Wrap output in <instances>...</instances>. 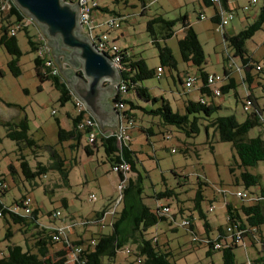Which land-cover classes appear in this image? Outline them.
<instances>
[{
  "label": "rangeland",
  "instance_id": "rangeland-1",
  "mask_svg": "<svg viewBox=\"0 0 264 264\" xmlns=\"http://www.w3.org/2000/svg\"><path fill=\"white\" fill-rule=\"evenodd\" d=\"M98 1L100 7L108 9L101 10L98 19L104 21L112 13L123 16L122 27L112 30L110 39H117L116 44L119 47L128 48L130 53L135 54L136 59L143 58L150 69L156 70L154 77L143 81V85L150 89L152 96L163 97L169 101L173 110L183 107L181 106L183 100L199 99L200 81L192 88L182 83L186 81L185 77L188 73L196 76L199 75V71L196 66L182 59L178 45V40L183 37L181 21H176L174 27L177 31L176 35L160 41L162 46L167 45L171 48L177 67L162 63L159 48L153 42L146 26L150 19L158 15L172 20L187 15L205 52V70L223 75L224 70L228 69L232 71L231 75L238 82L236 90L231 89L215 97L218 103H222V108L215 115H235L240 121L246 119L247 113L243 109L245 87L237 70L243 65L242 60L234 55L233 47L224 40L219 24L212 21L211 17L216 11L213 5H207L204 0ZM249 2V0H230L229 7L234 18H230L229 11L225 12L226 18L229 19L225 28L228 34H237L256 18L262 2L258 0L256 4L250 5L248 11H244L243 7ZM5 5L7 12L9 4L6 2ZM1 7L0 2V9ZM200 13L204 15L202 19H199ZM101 28L97 27L96 31H101ZM29 30L31 35H35L39 28L35 23H31ZM17 37L22 51L19 58L22 74L19 77L14 76L8 66L12 56L0 45V177L9 185L6 192L0 188V200L5 205L11 206L23 196L29 197L32 209L40 208L39 222L48 227L59 228L65 233L59 245L51 249L50 258L54 262L73 264L74 260L69 259L67 244L82 237L87 240L99 237L101 232L98 222L94 219L95 215L103 208H108L110 212L113 210L120 194L118 189L120 178L112 169V164L106 160L100 140L98 147L92 145L93 155H88L84 149L85 145H89L86 135L77 150L69 146L72 140H59L58 129L63 123H59L57 118L65 121L67 112L77 115L78 109L73 100L61 104L59 91L51 81H40L35 71L36 53L31 50L25 30H20ZM246 48L254 59L263 58L264 28L246 42ZM158 67L163 69L161 76L157 73ZM255 93L259 96L260 102L264 103V97H261L263 94L258 87H255ZM137 100L143 107L153 106L152 103L138 98ZM6 103L13 105L9 106ZM126 107L130 109V105L127 104ZM131 112L135 115L138 124L154 129V133L149 134L142 131L134 132L132 129L134 127L131 128L130 143L132 149L136 151L137 169L143 177L144 203L155 207L158 202L157 193L166 189H172L176 193L159 200L169 202L172 213H177L174 225L168 220L159 221L156 226L149 229L150 235L155 236L163 248L171 251L170 259L173 264H223L222 251L208 255L209 247L193 242L194 234L190 229L182 226V222L185 218L191 219L194 231L200 237L206 235L207 220L211 225V232L217 234L221 226L227 225L226 202L241 204L247 201V198L239 197L238 191L247 193L248 197H251L256 190L254 186L246 188L243 184L240 160L232 143L221 141L212 127L206 128L204 120L200 124L199 134L188 137L175 126L160 127L159 118L150 116L139 108H133ZM25 114L29 120L31 137L36 142L35 146L19 144L7 136L8 127L3 121L19 119ZM260 133L264 135V125L253 128L249 132V137ZM185 145L189 146L188 151L184 150ZM54 150L66 159L69 184H66L60 173L51 167L55 162L52 156ZM22 155L32 168H36L41 162L49 169L35 179L26 178L21 167ZM12 165L16 172H13ZM248 170L261 175L264 187V161L259 162L255 167H249ZM129 176L135 178L137 174L130 173ZM200 180L205 182L202 184L204 199L201 201V206L206 219L200 216L193 200L200 187ZM91 195H95L96 198L92 199ZM181 206L184 208L183 213L179 212ZM210 206L214 209L210 210ZM122 207L121 202L116 210L120 211ZM56 211L60 212L58 217L53 218L49 215ZM19 212L27 215L24 207H20ZM104 220L102 233L107 234L112 231V214L108 213ZM70 224L74 225L69 227ZM20 228L21 225L15 224L9 214L0 216V258L8 253L10 244L16 243L26 247V236ZM9 229L12 235L8 237ZM32 243L33 241H30L29 245ZM134 248L133 242H127L114 260L105 256L104 264H130L135 256L128 253V250ZM258 250L260 246L256 248L249 244L236 247L237 261L249 264V260L258 256ZM59 252L66 254L61 256Z\"/></svg>",
  "mask_w": 264,
  "mask_h": 264
},
{
  "label": "trees",
  "instance_id": "trees-1",
  "mask_svg": "<svg viewBox=\"0 0 264 264\" xmlns=\"http://www.w3.org/2000/svg\"><path fill=\"white\" fill-rule=\"evenodd\" d=\"M7 1L10 4L9 10L4 12L0 9V45L12 56L8 62L10 71L16 77L22 74L19 65V58L22 55V51L19 46L17 33L20 30H25L31 50L36 53L34 59L35 71L40 81H51L53 86L59 91V100L62 105L70 100L74 102V93L62 73L53 75L46 69L44 58L38 51L39 42L36 41L37 37L42 35V33L39 30L35 35L30 34L29 27L34 22L31 21L30 24L21 28L15 35L10 34V28L13 24L23 21L27 16L12 0ZM220 1L223 8L226 10L230 9L229 0ZM0 2L3 4L4 0H0ZM204 2L209 6L213 5L215 7L216 11L211 19L220 25L222 14L217 5L212 0H204ZM261 2L260 10L253 22L247 24L237 34L230 35L225 30L223 32L224 40L226 42L228 41L229 45L233 47L235 51L234 55L240 57L243 64L240 67L241 81L245 87L243 109L247 113L244 121L238 120L235 115H215L222 108V103L217 102L213 90L208 84V75L210 72L204 68V64L206 63L205 52L197 32L191 25L187 15L181 16L176 20L167 19L162 15H158L150 19L146 26L153 42L159 48L162 63L177 67V62L171 48L167 45L162 46L160 41L167 40L176 35L177 31L174 29L176 21L179 20L183 23L182 31L184 32V36L178 40L181 56L184 61L197 67L199 71V75H196L197 82L200 81V86L198 87L199 99L187 100L183 109L173 110L169 101L165 98L152 96L150 89L143 85V81L154 77L156 70L150 69L143 58L136 59L135 54L130 53L128 48L120 47L119 51L121 75L119 85L123 84L126 90L119 91L115 97V101L118 103L123 102L125 106L127 104L130 105V109L125 107L123 112L127 117L133 119V127L140 126L142 132L154 133L153 127L148 128L142 124L137 125L135 115L131 112L133 108H139L144 113L159 118L158 124L160 127L167 128V126H175L188 137L199 134L200 124L204 120L206 122V128L212 127L221 141L232 143V147L240 160L239 167L242 169L241 179L243 184L246 188L252 186L256 188L252 196L241 204H235L231 201L226 202L227 225L225 227L221 226L217 234L211 232V225L206 220V235L198 237L194 231L192 220L188 218L184 219L190 220L189 225L182 224V226L192 231L194 234L192 241L200 245L204 244L208 246V255H212L216 251H222L223 264H246L239 263L235 254V248L245 246L246 243L256 248L260 246L258 256L249 260V264H264V187L262 185L261 175L248 170L249 167H255L259 162L264 161V135L260 133L257 136L249 137V132L253 128L264 125L262 121V117L264 116V103L260 102L259 96L255 93V87H258L263 94L261 97H264V69L260 71L256 70L255 63L258 60L254 59L246 48V42L264 28V0H261ZM106 9L105 7H100V10ZM202 15L203 13L199 14V19H202ZM231 72L228 69L224 70V82L220 87L222 94L229 92L231 89L236 90L238 86V82L235 77L231 76ZM189 75L188 73L185 79ZM182 83L184 82L182 81ZM131 93H133L132 96ZM236 96H238V93H236ZM137 98L152 103L153 106L151 108L143 107ZM203 98H205L204 101H202ZM248 100L251 102V105L249 110H246L245 106ZM6 104L9 106L13 105L11 103ZM80 119L81 116L75 114L73 117V127L70 130L59 125L58 135L60 141L72 140L75 142V147L82 145V138L87 132L79 129L78 123ZM57 120L60 123L58 118ZM3 123L8 127L7 136L9 138L22 145L25 143L29 146L36 145L35 140L30 134L29 120L26 114L19 119L6 120ZM99 140L104 148L106 160L112 164V167L115 164L127 162L130 165L129 174L136 173L137 177L133 178L128 174L121 201L123 207L120 211L115 210L112 216V231L110 233H100L99 237H92L89 240L80 238L71 241L69 243L70 245L67 244L70 247L69 252L73 251L75 247H82L81 252L77 255L73 264H104L103 258L105 256L110 260H114L118 252L122 250L127 242H133L135 244L134 249L128 250V253L135 256L134 261L130 262V264H173L170 259L171 251L163 248L157 238L150 235L149 229L156 226L162 220H168L174 225L177 219V213H172L169 202H161L159 200L168 198L176 193L172 189H166L156 194L158 202L155 207L146 205L142 198L143 177L137 169L136 151L132 149L130 139L127 142H120L115 135H108L106 129L101 128V134L98 138L94 142H89V145L84 146L88 155L94 154L93 146L98 147ZM188 149L189 146L185 145L184 150L188 151ZM52 156L55 162L51 167L60 173L66 184H69V169L66 166V159L62 158L56 150L53 151ZM21 167L24 175L28 179H35L37 176H42L49 169L41 162L38 163L36 168H32L24 155L21 156ZM11 168L13 172H16L13 165ZM232 171H234V168H232ZM118 175L120 180L124 179L122 172H119ZM199 183L200 187L193 200H195V207L199 209L200 216L206 219V215L201 206V201L204 199L202 184H205V182L200 180ZM0 188L5 192L9 189L6 180L1 177ZM25 197L23 196L21 200H17L11 206L5 205L0 200V212L2 215L9 214L15 224L21 225L20 230L26 236V247L16 243L8 245V253L0 258V264H66L61 261L54 262L50 258L51 249L55 244L63 240V238H59L60 240L54 238L56 235L58 236L60 232L59 228L41 224L39 222L40 211L38 208L32 209L31 213H26L27 215H22L19 212V208L24 207L23 200ZM248 199L251 201H248ZM64 202H66L65 199ZM14 207L18 208L17 212L12 210ZM211 208L214 209L213 206H210V210ZM183 211L184 208L181 206L179 212L183 213ZM106 212L107 209L105 208L98 213V216L94 218L95 221L101 222ZM52 213H49L51 217H53ZM228 226H232V232L227 231ZM238 232L241 237L240 242H236L234 239V234L236 235ZM11 235L12 231L9 229L8 237ZM92 239L96 240L95 245L91 244L90 241ZM30 241H33L31 245H29ZM217 242L221 243L220 248H215ZM59 254L64 256L66 253L59 252Z\"/></svg>",
  "mask_w": 264,
  "mask_h": 264
},
{
  "label": "water",
  "instance_id": "water-1",
  "mask_svg": "<svg viewBox=\"0 0 264 264\" xmlns=\"http://www.w3.org/2000/svg\"><path fill=\"white\" fill-rule=\"evenodd\" d=\"M12 1L47 39L58 72L75 95L84 101L100 130H117L120 114L112 98L119 92L120 70L83 32L79 4L63 0Z\"/></svg>",
  "mask_w": 264,
  "mask_h": 264
},
{
  "label": "built area",
  "instance_id": "built-area-1",
  "mask_svg": "<svg viewBox=\"0 0 264 264\" xmlns=\"http://www.w3.org/2000/svg\"><path fill=\"white\" fill-rule=\"evenodd\" d=\"M67 3H71V4H75L78 3L79 4V8H80V23L82 26V30L84 33H86L90 39L92 40V42H94L95 46L98 48V50L108 54L113 62L115 63V65L119 68L120 70V56H119V51H120V47L110 38V34L112 30L118 29L120 27H122V22H123V16L116 14V13H112V15L107 18L106 20L102 21L101 18H97L100 15V6H99V1L98 0H63ZM214 4L217 5L219 11L222 14V20L220 23V28L222 29V31L224 32L226 26L229 23V19L226 18L225 16V12L229 11L230 12V18L233 19L234 18V14L232 12V10H226L225 8H223V6L221 5V1L220 0H212ZM249 4L245 5L243 7L244 11H248L250 8L251 4H256L258 2V0H249ZM9 2L7 0H4V3L2 4L1 9L6 12V5L5 3ZM10 8V4L8 5L7 11ZM204 15H202L203 18ZM31 19L30 18H25L23 21L21 22H17L14 23L13 26L10 28V34L11 35H15L21 28H23L24 26L28 25L31 23ZM97 27H102L101 31H96ZM37 42H39V46H38V51L39 54L44 58V64L47 67L46 69L49 70L50 74L56 75L59 74L58 72V67L57 65H55V63L53 62V58L51 55V48L47 45V39L44 37V35H40L39 37H37L36 39ZM256 66V70L260 71L264 69V56L263 58H261L260 60H258L255 63ZM238 72L240 73L241 76V68L238 67ZM163 72L162 68H158L157 69V73L159 76H161V73ZM197 82V77L195 75H189L186 78V81L184 82L185 85L189 88H192ZM224 82V77L221 74L218 73H209L208 75V84L209 86L212 88L213 90V94L215 97H219L222 95V91H221V85ZM120 84V83H119ZM117 84V87L119 89V91H125L126 87L122 84L119 85ZM74 93V92H73ZM205 98L202 99V101H204ZM74 103L76 108L78 109V115L81 116V119L78 123L79 129L82 131H86L87 134V138L89 140V142H94L98 136L101 134V130L99 128V124L97 122V120L94 118V116L92 115L91 112H89V110L87 109L84 101H81L79 99V97H77L74 93ZM251 105V102L248 100L246 102V106L245 109L249 110V107ZM125 104L123 102H116V108L119 111V128L117 130H111V131H106V133L109 134H113L117 137V139L120 142H127L130 139V134L129 131L130 129L134 126V121L132 118H129L125 115V113L123 112V110H125ZM53 113H55V111H53ZM262 121L264 122V116L262 117ZM175 151V150H173ZM112 169L119 173L122 172L124 174V179L120 180V184L118 185V189H119V196L115 202V205L113 207V210L107 211L104 215V217L102 218L101 221L104 220L105 216L108 213H111L112 216L115 213L116 207L118 204L121 203L122 198H123V190L126 186V182H127V177L129 174V170H130V165L127 162H121L118 164H115ZM237 195L239 197L242 198H250L248 197L247 193H243L238 191ZM92 199H95L96 196L95 195H91ZM23 205L25 207V211L26 213H31L32 212V207H31V199L29 197H25V199L23 200ZM213 208H211L212 210ZM13 211L17 212L18 208L14 207L12 209ZM167 210V208H166ZM60 215L59 211L53 212L52 216L53 217H58ZM0 216H2V213L0 212ZM183 225H189L190 224V220H184L182 222ZM74 224H70L69 227L73 226ZM59 234L58 236L56 235L54 238H57L58 240H60L59 238H64L63 235H65L64 231L59 229ZM228 232H232L233 228L232 226H228L227 228ZM67 237V236H66ZM66 239V238H65ZM234 239L236 242H240V234L239 232L236 233V235L234 234ZM193 240H195V238H193ZM92 245L96 244V240L92 239L91 241ZM70 245V244H69ZM69 245L67 246L69 249ZM248 245L247 243L245 244V246ZM221 247V243L217 242L215 244V248H220ZM82 247L78 246L75 247V249L73 251L69 252V259L75 260L77 258V255L81 252Z\"/></svg>",
  "mask_w": 264,
  "mask_h": 264
},
{
  "label": "crops",
  "instance_id": "crops-1",
  "mask_svg": "<svg viewBox=\"0 0 264 264\" xmlns=\"http://www.w3.org/2000/svg\"><path fill=\"white\" fill-rule=\"evenodd\" d=\"M229 2H230V0H229ZM108 9H106V10H102V11H107ZM100 15V14H99ZM123 23V22H122ZM182 30V29H181ZM183 32V31H182ZM121 34L123 35L124 33H123V31H121ZM183 36H184V32H183ZM113 41H117V39H114ZM66 66V65H65ZM159 68V67H158ZM157 68V69H158ZM231 76H233V75H231ZM234 77V76H233ZM112 99H115V98H112ZM190 99V98H189ZM188 99V100H189ZM186 101L187 100H183V101H181V104H179V105H181V106H183V107H180V108H177L178 110L179 109H183L184 108V106H185V103H186ZM178 105V106H179ZM67 117H66V119H65V121H61L60 120V122H62L63 123V126L62 127H64L65 129H67V130H70V129H72V127H73V117L75 116V114H73L72 112H67V115H66ZM137 123V122H136ZM137 125H138V123H137ZM144 127V126H143ZM133 130H134V132H136V131H138V132H140L141 131V129H140V126H136V127H134V128H132ZM132 129H130V131H129V134H130V138H131V135H132ZM110 130H112V129H109V130H107V131H110ZM84 138V137H83ZM83 138H82V141H83ZM131 140V139H130ZM75 145V142L74 141H71V143L69 144V146L71 147V148H74V150H77V148H79V147H75L74 146ZM103 209H105V208H103ZM102 209V210H103ZM107 209V211H108V208H106ZM39 211H40V208L38 209ZM101 210V211H102ZM100 210L99 211H97V213H96V215L95 216H98V213H100L101 212ZM106 217V216H105ZM105 219V218H104ZM112 220H113V217H112ZM111 220V221H112ZM103 221H105V220H103ZM103 221H101V222H98V225H99V229H100V232L102 233V230H103ZM46 226V225H45ZM83 238V237H82ZM59 245V243L58 244H55L54 245V247H57Z\"/></svg>",
  "mask_w": 264,
  "mask_h": 264
}]
</instances>
